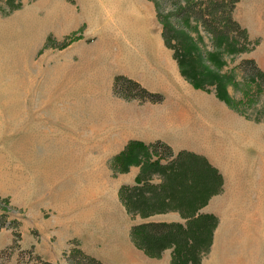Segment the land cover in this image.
<instances>
[{
    "label": "crops",
    "instance_id": "crops-1",
    "mask_svg": "<svg viewBox=\"0 0 264 264\" xmlns=\"http://www.w3.org/2000/svg\"><path fill=\"white\" fill-rule=\"evenodd\" d=\"M73 1L74 6L64 3L60 10L52 11L46 0L32 14L45 22L50 21L48 15L50 19L53 16L49 32L56 39L80 29V37L69 42L61 53L47 55L54 60L53 79L65 78L61 82L54 79L53 87L45 84L43 91L55 94L54 103L59 101L66 110L98 112L101 117L113 114L100 124L84 122L90 133L101 129L103 136L92 145L79 140L80 152L87 157L95 152L109 158L123 152L131 141L148 145L162 140L173 151H187L188 155L176 166L178 176L173 179L144 169L138 183L164 185L171 195L181 190L177 201L168 202L166 197L169 206L165 211L144 217L127 213L117 190L119 185L137 184L141 164H131L115 181L103 180L98 173L96 180L80 184L84 190L79 196L75 193L69 200H41L37 210L29 213H51L48 229H41L45 234L40 241L29 242L28 246L57 264H66L62 253L70 240H76L82 251L103 264H170L172 249H165L159 258L149 257L133 243L131 226L145 222L184 224L189 218L187 193L197 186L203 201L195 215L216 219L211 245L201 264H264V121L247 117L220 99L213 88H195L181 75L173 50L162 38L151 0ZM233 16L243 24L237 6ZM128 70L166 81V90L148 88ZM117 74L161 93L163 100L139 102L115 95L112 82ZM76 96L79 102H71ZM91 102L98 103L93 111L88 108ZM49 107L50 99L45 109ZM62 139L54 137V149L63 142L69 143L65 147L78 142L71 134L62 135ZM55 166L45 171L53 176ZM191 171L196 181L189 179ZM172 172L168 176L175 170ZM48 179L52 183L55 177ZM63 186L69 189L76 183ZM178 205L182 209H177ZM119 221L125 232L116 237L114 228ZM57 227L64 232L55 230ZM58 239L61 246L54 248Z\"/></svg>",
    "mask_w": 264,
    "mask_h": 264
},
{
    "label": "rangeland",
    "instance_id": "rangeland-1",
    "mask_svg": "<svg viewBox=\"0 0 264 264\" xmlns=\"http://www.w3.org/2000/svg\"><path fill=\"white\" fill-rule=\"evenodd\" d=\"M43 1L46 0H0V214L5 213L7 222H16L14 232L20 235L19 244L22 248L29 247V242L40 241L45 234L41 229H48L47 218L51 213H29L31 209L37 210L41 200L50 201L53 197L55 200H69L75 193L79 196L84 190L79 187L80 184L96 180L98 173L104 176L103 180L115 181L120 174L129 170V167L123 169L122 152L109 158L100 157L95 152L87 157L80 152L82 145L79 140H86L92 145L91 142L103 136L101 129L90 133L84 122L100 124L102 119L112 118L113 114L101 117L98 112L89 114L83 110H66L61 108L62 103L59 101L54 103L55 94L43 91L45 84L51 83L47 87H53L54 79L61 82L65 78L61 76L53 79L54 60L47 55L61 53L69 42L80 37L79 29L56 39L53 32H49L54 25L53 16L50 19L48 15V22L33 17L32 11ZM47 1L51 3L52 11L60 10L64 3L75 5L69 0ZM173 3L168 1L165 6H172ZM237 4L242 25L249 38L255 42V47L242 53L220 51L218 58H221L219 61L223 65L217 71L225 76L226 86L223 90L234 108L249 118L264 121V89L243 77L237 68L243 58L253 57L264 71V0H239ZM176 23L191 37H199L202 40L200 46L205 51L213 50L209 34L196 22L179 20ZM87 30L91 29L87 26ZM128 73L135 75L150 89L166 90L167 82L164 80L139 71L128 70ZM49 99L50 107L45 109ZM78 99L76 96L70 101ZM90 104L88 108L93 111L98 103ZM68 134L78 142H73L71 147H68L69 143L63 142L60 148L54 149V137L63 141L62 135ZM65 144L68 146L65 147ZM54 164L52 176L45 169ZM48 177H55V180L50 183ZM69 183H76V186L66 189L63 185ZM123 186L126 185H119L117 190V198L121 201ZM12 230H0L1 248L11 243ZM55 230L64 232L61 227ZM114 231L116 237L124 234L125 226L121 221ZM61 243V239H58L53 247L59 248ZM12 262L14 258L10 264Z\"/></svg>",
    "mask_w": 264,
    "mask_h": 264
},
{
    "label": "trees",
    "instance_id": "trees-1",
    "mask_svg": "<svg viewBox=\"0 0 264 264\" xmlns=\"http://www.w3.org/2000/svg\"><path fill=\"white\" fill-rule=\"evenodd\" d=\"M74 2L73 0H69ZM155 5L156 15L161 24V35L166 44L173 50L181 75L195 88H213L216 95L234 108L232 101L224 93L226 86L225 76L217 68L223 65L220 51H233L237 53L249 52L254 49L255 42L249 38L246 28L235 19L233 11L239 0H151ZM174 2L172 6H165L167 2ZM15 5V7H17ZM178 19V20H177ZM196 22L202 30L210 36L212 51H205L201 46L199 37H191L184 29L177 26L176 21ZM204 46V45H203ZM217 60V62L215 61ZM216 68H213V67ZM237 68L243 77L249 78L264 89V71L259 67L253 57L243 58ZM113 93L126 100L157 103L163 100L160 93L152 92L143 87L138 81L125 75L117 74L113 77ZM133 145H140L134 150ZM187 151H173L170 145L162 140H155L146 145L138 141H131L122 152L124 156L123 169L131 164H141V174L137 176V184L123 186L120 197L127 213L131 216L140 214L147 216L168 209V202L180 196L181 190H175L173 195L164 185L145 181L138 184L147 172H157L163 178L173 179L178 176L176 166L188 155ZM175 173L168 176V172ZM189 179L196 181V175L191 171ZM191 185H189L190 187ZM181 187V186H180ZM188 191L189 212L188 220L184 224L165 222H145L132 225L130 235L133 243L143 250L149 257L159 258L161 253L172 249L170 264H201L204 254L209 251L212 241V230L216 219L206 215H195L201 202V190ZM185 191L187 189H184ZM185 193V192H183ZM177 207V206H176ZM177 209H182L178 205ZM12 228L13 239L10 244L0 249V264H57L45 260L35 252L31 245L22 248L19 244L20 235L14 232L16 222H7L5 213L0 214V230ZM66 264H103L94 257L80 249L77 242L70 240L68 249L62 253Z\"/></svg>",
    "mask_w": 264,
    "mask_h": 264
}]
</instances>
